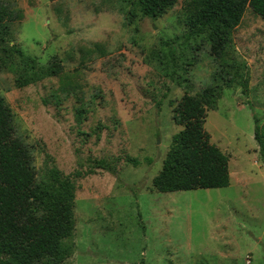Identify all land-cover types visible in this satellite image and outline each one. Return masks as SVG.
I'll return each instance as SVG.
<instances>
[{
    "label": "rangeland",
    "instance_id": "1",
    "mask_svg": "<svg viewBox=\"0 0 264 264\" xmlns=\"http://www.w3.org/2000/svg\"><path fill=\"white\" fill-rule=\"evenodd\" d=\"M14 1L23 15L0 31V95L38 175L55 166L73 179L69 264H264V160L253 121L264 127V20L244 11L228 56L245 92L218 80L204 122L229 157L230 184L159 192L152 179L181 129L172 108L218 70L183 24V0L155 18L141 15L138 0ZM54 60L61 71L52 76Z\"/></svg>",
    "mask_w": 264,
    "mask_h": 264
},
{
    "label": "trees",
    "instance_id": "2",
    "mask_svg": "<svg viewBox=\"0 0 264 264\" xmlns=\"http://www.w3.org/2000/svg\"><path fill=\"white\" fill-rule=\"evenodd\" d=\"M177 1L137 2L141 15L155 18ZM247 8L264 20V0L182 1L183 24L208 45L218 70L214 83L194 94L184 92L172 108V118L181 129L172 136L161 169L152 179L154 190L173 192L230 184L229 157L210 142L204 122L221 96L218 80L236 81L245 92L246 79L239 74L238 63L229 58L228 48ZM22 15L14 0H0V31L7 33L8 25ZM133 16L135 12L130 11ZM99 46L94 43L102 53ZM60 71L55 60L47 69L52 76ZM253 121L254 139L264 160V127L256 115ZM97 163L106 168L104 161ZM74 193L72 177L57 167H47L38 175L32 153L17 132L11 107L0 95V264H69L74 251Z\"/></svg>",
    "mask_w": 264,
    "mask_h": 264
}]
</instances>
